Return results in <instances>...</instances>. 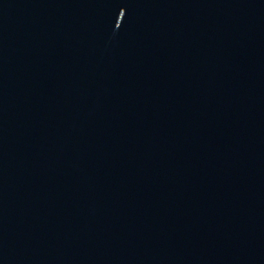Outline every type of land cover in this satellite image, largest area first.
<instances>
[{"label": "water", "instance_id": "1", "mask_svg": "<svg viewBox=\"0 0 264 264\" xmlns=\"http://www.w3.org/2000/svg\"><path fill=\"white\" fill-rule=\"evenodd\" d=\"M0 264H264V0H0Z\"/></svg>", "mask_w": 264, "mask_h": 264}]
</instances>
